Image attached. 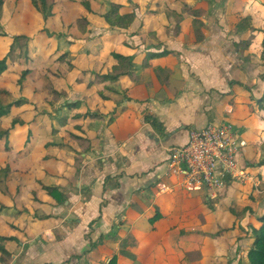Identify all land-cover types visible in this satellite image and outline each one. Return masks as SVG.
Instances as JSON below:
<instances>
[{
  "label": "crops",
  "instance_id": "obj_1",
  "mask_svg": "<svg viewBox=\"0 0 264 264\" xmlns=\"http://www.w3.org/2000/svg\"><path fill=\"white\" fill-rule=\"evenodd\" d=\"M210 1L224 10L223 0H138L136 21L140 25L143 23L145 28L155 21L160 26L167 25L168 16L164 9L177 11V2L183 8L185 5L193 10H203L204 15L200 19L205 24V40L197 43L193 16L187 12L180 13L182 16L173 13L171 19L175 21L172 22L177 25L179 34L171 40H177L176 44L165 50L168 41L163 43L157 35L158 43L141 45V49L135 52L127 45L130 49L120 53L134 57L132 77L106 84H94L93 80L87 87L99 88L96 89V97L87 99L85 95L81 100L67 101L81 103L79 109L73 110L76 113L72 118L61 117L62 121L63 118L67 119V124L62 126L59 135L62 138L67 135L69 141L47 140L37 164H34L37 161H34L32 154L28 156L29 165L18 159L11 162L17 171L30 170L33 180L38 175V181L42 177L45 186L59 187L67 195V200L64 206H58L46 192L43 195L46 199L42 200L35 194L42 202L40 205L45 206L46 202L51 205V211L30 227L31 231H34L33 226L38 227V236L31 242L18 243L24 249L30 246L34 249L35 243L44 234L42 253H37V258L32 257L34 261L30 259L32 252L23 260L12 255L13 260L9 264H19V261L21 264H108L114 256H117L118 264H208L203 263L204 257L190 263L185 260L189 252H201L204 256V250L209 247L206 242L211 236L199 219L184 220V208L179 204L180 192L184 190L177 187L176 178L172 175L170 149L186 144L192 129L221 122H211L212 117H208L212 101L209 91H220L216 84L222 78V87L228 85L223 75L228 68L219 65L216 57L217 43L224 42L223 36L226 37L222 31L230 24L212 17L217 14V9L215 5L211 9ZM242 2L251 7L255 3L264 5V0H247L245 3L235 0L234 13L243 16L245 13L239 10L243 7ZM158 3L160 6H157ZM254 15L256 13L251 18ZM261 19L264 21V17ZM177 20L179 22L176 23ZM219 25H223L224 29L216 32L222 35L209 36L207 27L218 28ZM252 35L255 33L243 41L253 38ZM129 45H132V41ZM134 46H137V42ZM165 51L169 54L149 59L151 54ZM144 56L145 64L138 66L139 57ZM95 62H98V72L103 74L100 70L103 69L104 57H98ZM110 64L114 65L112 57ZM159 67L170 70L168 86H163L156 75L155 69ZM119 93L123 96L120 97ZM145 111L164 124L166 135H161L145 122ZM87 112H96L100 117L75 118ZM48 118L52 119L51 116ZM246 133L247 130L243 135ZM258 133L260 137L263 136V123ZM71 134L90 141V148L82 153L79 173L75 157L82 152V148L77 141L71 140ZM30 149L28 146L26 152L31 153ZM248 150L249 147L247 153ZM10 175L21 179V172ZM19 213L29 216L27 210ZM156 213L163 218L152 224L150 218ZM128 235H132L136 241L129 250L136 257L135 260L120 254V244ZM99 241L102 244L93 247ZM0 264L6 263L0 259Z\"/></svg>",
  "mask_w": 264,
  "mask_h": 264
},
{
  "label": "rangeland",
  "instance_id": "obj_2",
  "mask_svg": "<svg viewBox=\"0 0 264 264\" xmlns=\"http://www.w3.org/2000/svg\"><path fill=\"white\" fill-rule=\"evenodd\" d=\"M82 1L84 0H48L50 5H54V16L48 21H45L43 14L34 6L32 0H5L0 8V33L7 34L6 37L0 38V59L8 56L10 67L9 71L0 77V91L7 92V94L0 93V97L4 105L21 98H26L29 102L20 108H13L8 116L0 118V130L10 129L12 121L16 118L26 122L37 118L34 124L17 127L15 131H12L9 139L10 150L5 148L7 139L0 142V169L8 164L11 165V162L16 159L29 165L28 156L31 154L35 157L34 161H37L34 164L39 163L42 157L40 152L42 153L44 144L51 138L54 141L68 142L67 135L63 134L65 135L63 138L59 135L62 129L61 117L70 119L76 112L68 110L65 104L68 100H81L85 95L87 99L96 97L95 92L99 88L89 89L87 86L101 74L97 69L98 62H95L97 58L104 57L105 62L103 69L101 68L103 71L100 70V72L106 73L111 70L110 60L113 53L130 48L135 52L141 49V45L158 43L157 35L163 43L168 41V44L164 46L167 50L176 44L177 40L173 42L171 38L176 39L179 34L177 25H173L175 21L171 19L172 14L182 16L180 13L185 12L180 2H177L175 7L178 12L176 10L171 12L170 8L164 9L168 16H166L167 25L160 26L155 21L150 22L145 28L143 23L140 25L139 21L135 20L128 30H113L100 16L88 13L81 4ZM88 1L97 14L109 11L112 3L123 4L125 9L121 11L122 13L135 11L137 14L139 10L138 0ZM223 1V11L215 5V2L210 1V4L211 9L215 6L217 9V14L212 17L230 24L226 30L222 31L226 37L223 36L224 42L217 43L218 57H216V60L220 61L217 62L219 65L228 68L223 74L227 78L228 85L222 87L224 84V78H222L216 84L221 88V92H216L214 89L209 91L212 101L209 105L211 110L208 112V117H212L211 122L233 123L241 130V135L247 130L241 138L242 161L246 163L250 180L234 182L231 190L218 200H207L204 190L178 191L181 193L179 204L183 206L182 213L186 216L184 220L199 219L211 236L206 242L209 247L204 250V256L201 252L198 254L195 251L194 258L185 259L189 263L204 257L203 263L208 264H248V253L255 239L253 228H260L259 217L264 214V165H261L264 161V134L260 137L261 134L258 133L262 125L259 117H264V104L258 103L264 99V63L260 58L261 43L264 39V21L261 19L264 17V8L262 4L255 3L251 7L250 4L243 5L242 2L243 7L239 10L245 13L243 16L234 13L235 0ZM243 1L245 3L247 0ZM157 6L160 4L158 3ZM254 13L256 15L251 18ZM82 17H87L89 21L86 30H82L77 24ZM221 28L224 29V26L207 27L209 36L222 35L216 32ZM45 30H48L51 35L49 36ZM253 33H255L252 35L253 45L249 50L245 51L236 47V43H240ZM19 35H24L29 40L23 39L15 43L14 37ZM130 41L133 46L129 45ZM136 42L137 46H134ZM28 55L30 59H27ZM146 57H148L147 54ZM145 62V56L139 57L137 65L145 64ZM25 69H30L32 72L27 77V81L20 85V74ZM54 90L62 95L55 96ZM119 95L123 96L120 93ZM51 130H56V133L50 132ZM30 135L33 137L27 142ZM35 137H37L36 141ZM28 146L32 148L31 153L26 152ZM247 147H249L248 153ZM22 150L24 152H19ZM78 155L79 153L76 156ZM27 175L28 177L24 175L26 177L24 179L22 173L21 179L8 175L9 177L3 180L2 184L0 183V201L3 203L0 202V234L15 236L21 243L31 242V239L38 236L36 234L38 227L33 226L34 231H31L30 227L37 222L36 220L51 211V205L48 202H46L48 206L46 204L43 206L40 205L42 202L35 200V194L41 197V200L46 199L43 196L45 191L41 186L43 178L40 177L41 181H38L39 176L35 175L34 181L30 173ZM1 206L6 207V210L2 211ZM209 207L212 210H207ZM248 207H251V211L244 214V209ZM21 210H27L29 216L19 215ZM19 216H21L20 219ZM43 235L35 243V250L31 248L32 246L24 249L18 242H6L4 245L12 255L19 256L22 260L32 252L30 259L34 261L32 257L37 258V253H42ZM19 264H21L20 261Z\"/></svg>",
  "mask_w": 264,
  "mask_h": 264
},
{
  "label": "trees",
  "instance_id": "obj_3",
  "mask_svg": "<svg viewBox=\"0 0 264 264\" xmlns=\"http://www.w3.org/2000/svg\"><path fill=\"white\" fill-rule=\"evenodd\" d=\"M34 6L43 14L45 21H48L49 18L54 16L53 9L54 5L49 4L48 0H32ZM5 0H0V8L4 5ZM83 7L86 9L88 13H93L95 15L100 16L106 24L110 26L111 29L113 30H128L133 23L135 22L137 18V14L135 11L132 12H126L122 13L121 11L124 9L123 5L119 3H112L109 11L102 13V14H97L96 12L93 11L92 5L90 1L84 0L81 2ZM264 7V5H262ZM184 10L191 16H193V28L196 36V40L198 43H201L205 40V36L203 34V28L205 24L203 21L200 19L204 15L203 10H193L187 6L184 5ZM77 24L82 30H86V27L89 25V21L87 17H82L77 21ZM45 32L50 36L51 34L48 32V30H45ZM6 33H0V38L1 37H6ZM26 40L28 41L29 38L24 36V35H19L14 37V42L17 43L20 40ZM252 39L250 38L245 41H241L240 43L237 44V47L240 49L247 50L251 47L252 45ZM27 54H28V49H27ZM169 52H163V53H158V54H151L149 56V59H157L161 56H166L168 55ZM66 56V55H65ZM64 57V56H63ZM62 57V58H63ZM113 60H114V65L112 66L111 70L100 74L96 77L95 81L93 82L94 84H106V83H117L119 82L122 78L125 77H132L133 76V71H134V57L131 55H124L120 52H115L112 54ZM260 58L264 63V39L261 43V51H260ZM8 56H5L3 59H0V77L3 76L5 73L9 71V63H8ZM30 59L29 55L28 58ZM63 60V59H61ZM30 69H25L21 72L20 78H19V84L23 85L27 81V77L31 74ZM156 75L161 82V84L164 86L169 85V78H170V70L167 68H157L155 69ZM1 94H7L5 91H0ZM53 94L55 96H61L62 94L59 93V91L54 90ZM28 100L26 98H21L13 103L4 105L2 102V99L0 97V118L4 116H8L13 108H20L26 104H28ZM261 105L264 104V99L262 101L258 102ZM81 106L80 102H72V103H66L65 107L68 108L69 110H77ZM264 108V107H263ZM145 122L150 123L153 128H155L161 135H166V129L164 127V124L161 123L156 117L150 115L147 111H145ZM99 114L95 112V114H91V112H87L85 115H78L75 118H94L97 119ZM37 119V118H36ZM36 119H34L31 122H26L20 118H16L12 121V125L10 129L7 130H0V142L3 141L4 139H7V142L5 144L6 150H10L11 148V143L9 142V139L11 137L12 131H15L18 128H21L23 126H29L32 125L36 122ZM259 119L263 122L264 117H259ZM67 124V119L63 118L62 121V126H65ZM56 132V130H54ZM71 139L77 141L79 146L82 148V152L79 153V156L76 158V164L75 166L77 167L78 173H79V164L83 162V157L82 153H86L87 150L90 148V141L77 136L75 134H71ZM33 136H29V139L27 140L30 141ZM87 149V150H86ZM261 165H264V161L261 163ZM13 172H21L23 179L24 177H28V173L30 170H20L17 171L16 168H13L10 164L6 165L4 168L0 169V183L3 182V180L7 179L8 175L13 173ZM25 175V176H24ZM25 177V178H26ZM230 179V178H229ZM233 183H228L226 186L225 193L226 194L229 190H231ZM42 189L56 201V205H64V203L67 200L66 195L60 190L59 187H47L43 184H41ZM35 194V193H34ZM35 200L39 201L37 197H35ZM4 208V206H1V210ZM212 210V208H208L207 210ZM205 209V211H207ZM251 211V207H248L244 209V214L247 212ZM205 213V212H204ZM207 213V212H206ZM163 216L160 213H156L152 218H150V222L152 224H155L158 220L162 219ZM259 222L261 223L260 228H253V234L255 236L254 243L252 248L250 249L248 253V264H264V214L259 217ZM102 240V239H101ZM10 243V242H19L18 238L15 236H3L0 234V253H1V262L3 261L6 264H9L12 259V254L6 248L4 243ZM135 238L132 235H128L125 239L122 240L120 244V254L130 258L132 260H135V256L132 255V253L129 251L130 247H134L133 244H135ZM102 244V241L93 244V247H97ZM199 254V253H198ZM195 253L194 252H189L187 253V257H192L194 258ZM108 264H118V258L117 256H114Z\"/></svg>",
  "mask_w": 264,
  "mask_h": 264
},
{
  "label": "built area",
  "instance_id": "obj_4",
  "mask_svg": "<svg viewBox=\"0 0 264 264\" xmlns=\"http://www.w3.org/2000/svg\"><path fill=\"white\" fill-rule=\"evenodd\" d=\"M240 131L231 122L192 129L186 144L170 149L177 187L186 192L204 190L207 200H218L229 182L250 180L242 161Z\"/></svg>",
  "mask_w": 264,
  "mask_h": 264
}]
</instances>
